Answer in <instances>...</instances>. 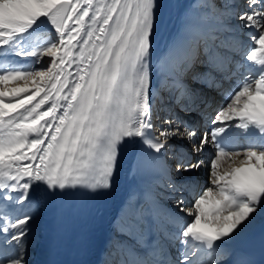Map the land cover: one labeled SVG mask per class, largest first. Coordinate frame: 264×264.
Returning <instances> with one entry per match:
<instances>
[{"label":"snow or ice","instance_id":"obj_1","mask_svg":"<svg viewBox=\"0 0 264 264\" xmlns=\"http://www.w3.org/2000/svg\"><path fill=\"white\" fill-rule=\"evenodd\" d=\"M158 6L159 0H0V56L30 57L42 66L0 65V264H28L37 193L109 189L121 147L137 141L146 175L163 171L167 186L183 191L172 173L182 179L209 166V186L191 205L183 195L171 201L173 210L148 190L149 208L139 193L130 194L118 232L144 251L116 241L108 264H234L235 242L264 215V146L227 147L233 129L264 140V0H244L245 11L231 0H196L153 60ZM231 19L248 30L251 46L243 52L234 37L219 35L234 30L225 23ZM44 26L51 38L31 50L28 38ZM192 84L215 91L225 104L211 115L212 100ZM194 112L211 127L201 131L180 115ZM208 147L215 150L210 159ZM26 201L29 211L9 217V205ZM149 215L156 225L151 244L142 233Z\"/></svg>","mask_w":264,"mask_h":264},{"label":"bare ground","instance_id":"obj_2","mask_svg":"<svg viewBox=\"0 0 264 264\" xmlns=\"http://www.w3.org/2000/svg\"><path fill=\"white\" fill-rule=\"evenodd\" d=\"M196 0H167V6L159 28L157 37L153 41V60L163 55L169 44L174 40L180 32L184 22L186 13L192 8ZM219 2V0H218ZM237 6L238 11H245L244 0H231ZM225 23L233 26L232 32H224L219 35L236 37L237 42L244 46V50L251 46L248 38V30L242 28V22L236 19L225 20ZM244 38L242 35H244ZM51 38V31L48 26L42 27L36 33H33L28 38L27 47L31 50H39ZM246 38V39H245ZM240 50V49H239ZM244 50H240L241 52ZM240 56V55H239ZM241 56L239 59L241 60ZM47 59V58H43ZM0 65L4 69L20 68L42 70L39 63H33L32 58L22 59L15 55L0 56ZM0 69V70H4ZM230 84H225L224 88H230ZM206 97L212 100V108L208 109L211 115H214V109L220 99H224L215 91L206 88L199 89ZM218 101V102H216ZM183 114V115H182ZM180 115L189 123H197L200 129L210 127L206 121H201L199 115L195 112L186 115ZM235 145L238 151H243L246 146H264V140L258 137L245 139L238 130L233 129L231 132ZM142 145L137 142H126L123 144L118 157L116 170L112 178V184L109 189L104 190L103 194V219L104 227L98 235L95 246V263L108 264L109 254L114 248L116 241L126 243L133 246L137 251L142 252L136 241L126 235H121L118 232V225L121 223V211L125 206L130 194L133 192L139 193L141 202L146 208H149L150 203L143 201V193L148 190L155 197L156 201L166 209L173 210V200L179 199L182 195L185 199V206L191 205L193 195L201 191L200 184L206 176L207 167H202L193 173H185L182 179H176L175 173H172V179L175 183L183 185V191L171 190L168 185V175L163 171L154 172L151 175H146L137 163L138 154L141 153ZM212 147H208L205 155L214 153ZM242 158V157H241ZM171 164V162H168ZM229 161L223 162V168L229 166ZM223 168L221 170H223ZM210 170V169H209ZM159 181V183H157ZM163 185V186H162ZM209 186V184H208ZM192 194H189V193ZM87 190L70 189L69 192H58L55 196H42L39 193L33 197L36 201V206L31 209L32 220L29 222L30 231L27 236V260L28 264H47L52 262L57 255H61L59 264H68L66 258L71 257L75 251L76 245L80 242L82 231L86 230L84 222H88L92 214V203ZM29 211L28 203L17 206L11 205L10 215L23 216ZM175 215V211L173 212ZM185 214L180 213V216ZM190 219V217H185ZM154 227H156L154 223ZM175 231V228H170ZM264 237V215L257 216L255 221L240 235L234 244V255L232 260L235 262L243 253V247L246 242H255ZM6 254H10L6 250ZM52 264V263H51ZM53 264H57L53 262Z\"/></svg>","mask_w":264,"mask_h":264},{"label":"rangeland","instance_id":"obj_3","mask_svg":"<svg viewBox=\"0 0 264 264\" xmlns=\"http://www.w3.org/2000/svg\"><path fill=\"white\" fill-rule=\"evenodd\" d=\"M246 34H244V35H242L243 36V38H244V36H245ZM246 39V38H245ZM216 102H218V101H216ZM225 99H220V101L217 103V105H216V107H215V109H217V108H219V107H221V106H223L224 104H225ZM214 153H212V154H210V155H207V159H210L211 157H212V155H213ZM207 167V170H206V178L205 179H203L202 181H201V184H200V189L202 190L204 187H206V186H208V181H209V172H210V167L209 166H206Z\"/></svg>","mask_w":264,"mask_h":264}]
</instances>
